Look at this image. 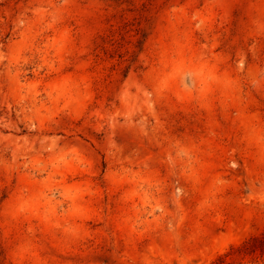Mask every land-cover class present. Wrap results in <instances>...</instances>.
Segmentation results:
<instances>
[{"label": "rangeland", "instance_id": "1", "mask_svg": "<svg viewBox=\"0 0 264 264\" xmlns=\"http://www.w3.org/2000/svg\"><path fill=\"white\" fill-rule=\"evenodd\" d=\"M0 264H264V0H0Z\"/></svg>", "mask_w": 264, "mask_h": 264}]
</instances>
